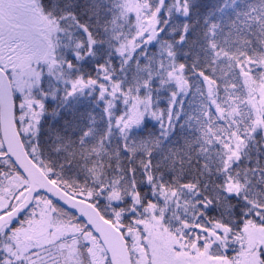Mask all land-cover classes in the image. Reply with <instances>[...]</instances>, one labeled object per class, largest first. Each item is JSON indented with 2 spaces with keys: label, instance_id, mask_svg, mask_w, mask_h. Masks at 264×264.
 <instances>
[{
  "label": "snow or ice",
  "instance_id": "snow-or-ice-1",
  "mask_svg": "<svg viewBox=\"0 0 264 264\" xmlns=\"http://www.w3.org/2000/svg\"><path fill=\"white\" fill-rule=\"evenodd\" d=\"M0 264H264V0H0Z\"/></svg>",
  "mask_w": 264,
  "mask_h": 264
}]
</instances>
